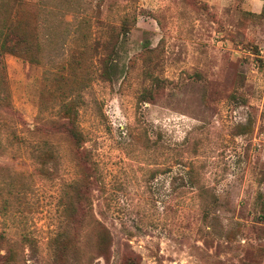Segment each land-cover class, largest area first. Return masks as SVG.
I'll use <instances>...</instances> for the list:
<instances>
[{
  "label": "rangeland",
  "instance_id": "374dc122",
  "mask_svg": "<svg viewBox=\"0 0 264 264\" xmlns=\"http://www.w3.org/2000/svg\"><path fill=\"white\" fill-rule=\"evenodd\" d=\"M29 1L43 63L4 55L25 125L0 122V264H264V0ZM66 95L83 167L42 121ZM83 169L93 209L68 218Z\"/></svg>",
  "mask_w": 264,
  "mask_h": 264
},
{
  "label": "trees",
  "instance_id": "16d2710c",
  "mask_svg": "<svg viewBox=\"0 0 264 264\" xmlns=\"http://www.w3.org/2000/svg\"><path fill=\"white\" fill-rule=\"evenodd\" d=\"M14 1L16 4L14 14L5 17L0 24V122L5 117H11L24 127L25 123L19 112L12 107L10 103V94L6 89L7 78L4 55L10 54L16 56L32 65H41L43 63V48L40 39L41 10L36 3L29 0ZM123 30L124 32H128L125 26ZM255 51L259 53L258 50ZM60 77L62 79L64 78L63 76ZM63 98L64 99L58 104L57 115L46 121L42 119V121L52 129L51 132L65 133L69 137L78 152L76 163L78 166L83 167V164H86L87 161V154L84 148L85 136L78 123L76 101L69 98L68 95ZM26 131L31 134L35 132L28 128H26ZM33 155V159L39 165L36 169L38 174L50 176L53 170L51 171L48 165L49 162H55L56 156L54 153L45 150L41 152L40 150L36 155ZM95 180L96 176H94V173L91 171H84L83 169L77 180L64 186L65 190H63V192H66V195L73 192V197L78 204L76 205L74 201H68L67 199L65 202H61L64 210L68 213V218L75 215L78 207L83 209L85 213L93 209L91 195ZM8 199L4 200L3 209L11 206V202ZM98 238H100V242L97 245V249L101 251L100 254L105 257L108 251L110 235L108 231L103 228ZM64 253L65 252L62 254Z\"/></svg>",
  "mask_w": 264,
  "mask_h": 264
},
{
  "label": "built area",
  "instance_id": "2783aa9c",
  "mask_svg": "<svg viewBox=\"0 0 264 264\" xmlns=\"http://www.w3.org/2000/svg\"><path fill=\"white\" fill-rule=\"evenodd\" d=\"M259 52H260V54H261L260 57H261V58H264V51H263V50H260Z\"/></svg>",
  "mask_w": 264,
  "mask_h": 264
}]
</instances>
